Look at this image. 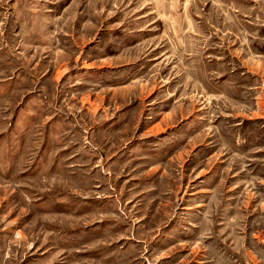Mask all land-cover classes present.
Returning a JSON list of instances; mask_svg holds the SVG:
<instances>
[{"label": "rangeland", "instance_id": "rangeland-1", "mask_svg": "<svg viewBox=\"0 0 264 264\" xmlns=\"http://www.w3.org/2000/svg\"><path fill=\"white\" fill-rule=\"evenodd\" d=\"M0 264H264V0H0Z\"/></svg>", "mask_w": 264, "mask_h": 264}]
</instances>
